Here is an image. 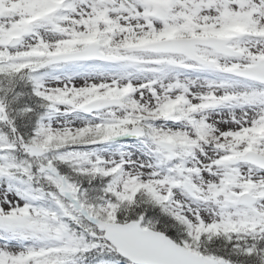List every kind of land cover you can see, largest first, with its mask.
<instances>
[{"label":"snow or ice","instance_id":"snow-or-ice-1","mask_svg":"<svg viewBox=\"0 0 264 264\" xmlns=\"http://www.w3.org/2000/svg\"><path fill=\"white\" fill-rule=\"evenodd\" d=\"M0 264H264V0H0Z\"/></svg>","mask_w":264,"mask_h":264}]
</instances>
